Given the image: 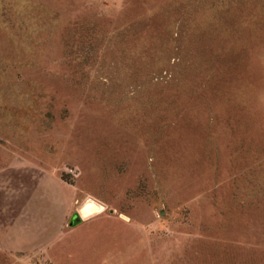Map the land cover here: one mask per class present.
<instances>
[{
	"label": "rangeland",
	"instance_id": "374dc122",
	"mask_svg": "<svg viewBox=\"0 0 264 264\" xmlns=\"http://www.w3.org/2000/svg\"><path fill=\"white\" fill-rule=\"evenodd\" d=\"M0 264H264V0H0Z\"/></svg>",
	"mask_w": 264,
	"mask_h": 264
},
{
	"label": "trees",
	"instance_id": "16d2710c",
	"mask_svg": "<svg viewBox=\"0 0 264 264\" xmlns=\"http://www.w3.org/2000/svg\"><path fill=\"white\" fill-rule=\"evenodd\" d=\"M76 222H78V219L76 218Z\"/></svg>",
	"mask_w": 264,
	"mask_h": 264
},
{
	"label": "water",
	"instance_id": "95a60500",
	"mask_svg": "<svg viewBox=\"0 0 264 264\" xmlns=\"http://www.w3.org/2000/svg\"><path fill=\"white\" fill-rule=\"evenodd\" d=\"M122 216V215H121ZM122 218H124L123 216H122Z\"/></svg>",
	"mask_w": 264,
	"mask_h": 264
}]
</instances>
